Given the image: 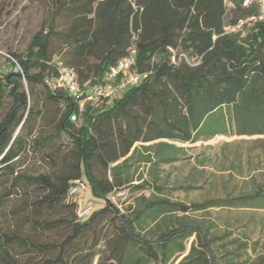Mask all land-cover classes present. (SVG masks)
I'll return each instance as SVG.
<instances>
[{"label":"trees","instance_id":"obj_1","mask_svg":"<svg viewBox=\"0 0 264 264\" xmlns=\"http://www.w3.org/2000/svg\"><path fill=\"white\" fill-rule=\"evenodd\" d=\"M52 1L56 17L67 16L66 29L54 20L24 56L10 53L11 68L0 71V108L10 100L0 115V209L8 220L0 231V264H174L191 235L199 248L191 246L186 264H220L208 228L181 222L148 238L138 226L151 204L123 211L112 194L144 188L132 186L129 161L137 142L264 134V20H250L258 7L243 0L230 6L225 0ZM133 47L137 71L147 76L121 95L86 101L81 111L52 84L57 59L84 87L98 83ZM39 87L47 100L64 105L55 136L34 137L38 112L31 98ZM31 149L42 153L47 172L25 169ZM86 181L105 204L80 218L79 200L69 191ZM154 204L181 212L264 208V187L190 205Z\"/></svg>","mask_w":264,"mask_h":264},{"label":"rangeland","instance_id":"obj_2","mask_svg":"<svg viewBox=\"0 0 264 264\" xmlns=\"http://www.w3.org/2000/svg\"><path fill=\"white\" fill-rule=\"evenodd\" d=\"M52 3V0H0V71L11 68L10 53L24 56L36 33L42 28L48 29L54 20L58 30L66 29L67 16L56 17ZM36 97L31 98V104L38 112V118L33 122L34 137L38 134L55 136L64 105L47 100L42 87L38 88ZM9 101L7 99L0 108V115L8 108ZM78 122L83 125L85 119ZM61 139L65 143L69 141L66 136ZM165 143L171 145L165 158L176 160L163 162L156 157L158 141L137 144L138 156H132L129 163L136 176L134 184L140 183L144 188L136 190L128 186L124 194L122 191L112 194L123 211L144 208L150 200L190 205L248 194L264 187V134L218 135L195 143L170 140ZM24 167L35 174L49 169L42 153L33 149L27 154ZM141 195L144 202L139 205L137 199ZM75 198L83 207H90L91 212L105 204L104 199L93 194L88 181L80 187ZM15 203L13 200L6 208L10 209ZM4 211L6 209H0V231L8 227ZM165 220L171 225L185 221L208 228L211 237L216 239L214 248L220 264H264V208L209 207L187 212L171 211L165 213ZM196 240L195 235L187 240L186 250L178 255L174 264L187 257Z\"/></svg>","mask_w":264,"mask_h":264},{"label":"built area","instance_id":"obj_3","mask_svg":"<svg viewBox=\"0 0 264 264\" xmlns=\"http://www.w3.org/2000/svg\"><path fill=\"white\" fill-rule=\"evenodd\" d=\"M227 5H232L234 0H225ZM244 5L251 6L256 5L259 9V13L256 16L250 18L251 21L264 20V0H243ZM234 29V28H233ZM58 61V75L52 84L58 87H63L68 96L77 101L82 111L86 101L95 103L102 97L114 98L118 95L123 94L129 88L139 84L147 73H141L137 71V56L136 48L133 47L128 54L123 56L119 61L112 67H110L102 79L94 85H85L84 87L79 84L76 79L75 70L63 63ZM85 97L83 100L81 98ZM80 100V101H79ZM73 119L77 120V115H73ZM83 184L78 182L77 185L73 186L69 191L70 197H76ZM122 191L121 194H124ZM90 207H83L79 200L78 216L80 218L86 217L90 214Z\"/></svg>","mask_w":264,"mask_h":264},{"label":"crops","instance_id":"obj_4","mask_svg":"<svg viewBox=\"0 0 264 264\" xmlns=\"http://www.w3.org/2000/svg\"><path fill=\"white\" fill-rule=\"evenodd\" d=\"M230 129L233 130L234 129L233 126L230 125ZM200 133L201 132L198 131L197 134H200ZM218 135H234V133L233 134H231V133L230 134H216L215 136H218ZM242 135H247V134H242ZM248 135H251V134H248ZM252 135H254V134H252ZM215 136H210V137H207V138H204V137L201 136V137H199V139L197 141H200V140H209V139H211V138H213ZM165 140H169V139L163 138V139L154 140V141H158L159 144H160L159 147H158V149L156 150V157L159 158L161 161H163L165 159V150L164 151L162 150L163 145L165 144ZM170 141H174V140H170ZM197 141H195V142H197ZM151 142H153V141H151ZM178 142H180V141H178ZM195 142H182V143H195ZM138 143H140V144H146V143H149V142H137L135 144V153L132 156H138V147H139L137 145ZM159 150L162 153L159 152ZM131 173L134 176V181L132 182V186H136L134 184V182L136 181V176L134 175V172L132 171V169H131ZM139 185H140V183H139ZM136 190H140V189H136ZM254 192H252V193H254ZM248 194H251V193H248ZM243 195H246V194H243ZM142 197L143 196L141 195L139 197V199H137V200H139L141 202ZM150 201L151 202H147V203H149L151 205L148 206V208L146 209V211L143 213V215H142V217H141V219L139 221L141 223V225L138 226V230L141 231L143 234H145L148 238L156 239L159 236H161L162 234H164L165 233V230H167L169 228H172V227H175V226H178L179 223H181V222L186 223L185 221H179L178 224H173V225L169 224V222L165 220V213L171 212V211L165 210V208H162L163 207L162 204H160V205H155L154 204L156 202H158V203L161 202V203L165 204V200L158 199V200H156V202H153L152 200H150ZM172 212H174V211H172ZM191 236H193V235H191ZM190 237H188L185 240L184 245L186 244L187 240ZM197 244H199V243H197V240H196L195 243L192 244V245H196V247L199 248V246ZM185 250H186V248H185ZM190 260H191V258H189L187 256L186 258L180 260L179 262L182 261L183 264H186Z\"/></svg>","mask_w":264,"mask_h":264}]
</instances>
